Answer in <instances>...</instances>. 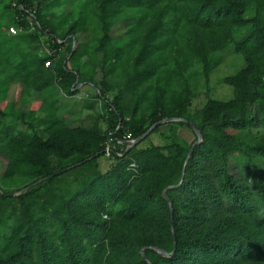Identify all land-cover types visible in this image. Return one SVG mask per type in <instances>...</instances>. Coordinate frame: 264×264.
I'll use <instances>...</instances> for the list:
<instances>
[{"label": "trees", "instance_id": "1", "mask_svg": "<svg viewBox=\"0 0 264 264\" xmlns=\"http://www.w3.org/2000/svg\"><path fill=\"white\" fill-rule=\"evenodd\" d=\"M226 53L231 98L194 107ZM9 81L38 106L0 109V264H264V0H0L1 98ZM79 84L98 93L71 126Z\"/></svg>", "mask_w": 264, "mask_h": 264}, {"label": "rangeland", "instance_id": "2", "mask_svg": "<svg viewBox=\"0 0 264 264\" xmlns=\"http://www.w3.org/2000/svg\"><path fill=\"white\" fill-rule=\"evenodd\" d=\"M12 34L15 33V30H11ZM116 35V33H115ZM45 40V39H43ZM40 44L41 52L45 54H50L48 49L44 48ZM224 59L219 69L216 70L213 74L210 75V81L207 87L200 88V91L193 101L194 107H200L202 103L205 101L207 97H214L220 100H227L232 96V89L229 86H226L223 83V78L228 74H231L237 70L241 66L239 63L238 57L235 54H224ZM50 62V61H49ZM49 62H46V66L49 65ZM233 62L237 63L236 67L232 64ZM99 78V76H98ZM21 86L18 83L7 82L6 90L3 94V98L0 97V109L6 107L8 104H12L15 110H19L22 112L27 111L30 108H37L38 103H32L34 100L38 98L37 95L32 97H24L20 96ZM78 93L72 97L63 96V94H59V104H58V114L60 117L65 118V120L71 126H81L86 125L90 121V115L92 111L85 107V103L87 100H91L98 90L92 86L87 84H79L77 86ZM95 111L101 113L100 103L96 102ZM105 129V127H102ZM162 129V127H160ZM162 133L166 132L164 130ZM160 132H156L150 136L148 141L143 142V145H147L148 143H152L155 145H165L168 143L167 132L166 135H163ZM180 135L188 142L195 141V133L191 129L189 130L187 127H182L179 130ZM99 166L102 172L108 170L111 166V161L107 159V156H104L99 159ZM7 167V160L4 156L0 155V176L3 174ZM236 169L231 165L229 167V171L231 173H235Z\"/></svg>", "mask_w": 264, "mask_h": 264}, {"label": "water", "instance_id": "3", "mask_svg": "<svg viewBox=\"0 0 264 264\" xmlns=\"http://www.w3.org/2000/svg\"><path fill=\"white\" fill-rule=\"evenodd\" d=\"M77 81H78V79H77ZM175 120H178V119H175V118H171V119H163L162 121L153 124V125H152V126H151V127H150V128L144 133V134H142L140 137H138V138H136V139H133L132 142H131V144L129 145L128 149H131L132 147H134L135 145H137L141 140H143L147 135H149L150 132H151L155 127H157V126L160 125L161 123H166V122H168V121H175ZM187 123L190 125L191 129L194 131V133H195V135H196V137H197V140L192 144L191 148L189 149V152H188V154H187V158H186V160H185V164H187V162H188V160H189V158H190V156H191V154H192V152H193L194 147L202 141V135H201L200 130H198V129L196 128V126H194L192 123H190V122H187ZM182 180H183V177L181 178V181H182ZM172 187H173V186H170V187L166 188V189L163 191V196H164V198L167 200V202H168V204H169L170 211L172 210V205H171V202H170V200L168 199V197L165 195V192H166L167 189L172 188ZM16 194H18V193H16ZM8 195H9V196H13L14 193H10V194H8ZM170 224H171V230L173 231L172 212H171ZM175 248H176V241H175V239H174V242H173V250H172V252H170V253H168V252H166V251H164V250L158 249V248L150 247V249L155 250V251L158 252L159 254H161V255H163V256H168V257H171V256L174 254ZM144 249H145V248H143V249L141 250V256H142L143 259L147 262V264H152V263L150 262V260L147 258V256L144 254Z\"/></svg>", "mask_w": 264, "mask_h": 264}, {"label": "built area", "instance_id": "4", "mask_svg": "<svg viewBox=\"0 0 264 264\" xmlns=\"http://www.w3.org/2000/svg\"><path fill=\"white\" fill-rule=\"evenodd\" d=\"M124 139H125V142L128 143V145H130L132 140H133L130 133H127L124 136ZM110 141H112V140L110 139ZM105 151H106V155H108L109 154V143L107 144Z\"/></svg>", "mask_w": 264, "mask_h": 264}]
</instances>
